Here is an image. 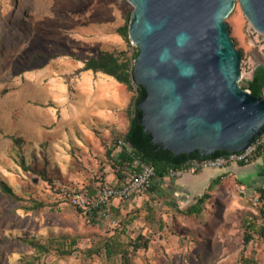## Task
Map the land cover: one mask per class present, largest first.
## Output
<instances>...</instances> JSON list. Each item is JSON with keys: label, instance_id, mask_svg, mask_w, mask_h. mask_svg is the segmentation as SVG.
I'll use <instances>...</instances> for the list:
<instances>
[{"label": "rangeland", "instance_id": "1", "mask_svg": "<svg viewBox=\"0 0 264 264\" xmlns=\"http://www.w3.org/2000/svg\"><path fill=\"white\" fill-rule=\"evenodd\" d=\"M133 11L127 0H0V264H123L105 256L110 242L129 264H264V207L253 203L264 189V150L258 168L227 172L204 193L200 216L183 214L198 198L177 193L176 178L155 179L154 192L118 205L114 228L49 195L51 180L93 193L116 179L106 151L128 129L136 83L130 90L84 65L109 53L133 73L138 48L117 33ZM226 24L243 89L264 62V35L237 1ZM244 221L258 229L246 247Z\"/></svg>", "mask_w": 264, "mask_h": 264}, {"label": "water", "instance_id": "2", "mask_svg": "<svg viewBox=\"0 0 264 264\" xmlns=\"http://www.w3.org/2000/svg\"><path fill=\"white\" fill-rule=\"evenodd\" d=\"M236 1L264 35V0H127L139 51L133 77L146 91L137 118L157 149L199 154L200 163L241 153L263 133L264 97L240 88L241 56L226 24Z\"/></svg>", "mask_w": 264, "mask_h": 264}, {"label": "trees", "instance_id": "3", "mask_svg": "<svg viewBox=\"0 0 264 264\" xmlns=\"http://www.w3.org/2000/svg\"><path fill=\"white\" fill-rule=\"evenodd\" d=\"M117 33L123 39L128 40L129 39L128 24L117 29ZM138 53L139 51L138 49H136L134 58L138 56ZM84 69L87 71H91L93 73H100L108 77H111L114 80H116L118 83L124 84L128 89L130 90L133 89L131 82L134 81V77L129 63L126 61L120 62L112 54L102 53L98 58L90 59L86 61L84 65ZM243 90H248L250 94L255 98H259L263 96L264 66H260L256 69V71L252 75V79L246 82V87L243 88ZM145 95H146V91L141 86L136 85L135 97L132 99L130 107L127 110V114L130 117L129 126L127 131L122 136V139H124L129 144L130 147L118 149L116 142V144L110 150L106 151V156L112 158L114 168L117 170L116 179L121 178L124 167L130 165L134 160H138L143 163L151 165L155 172V178L161 180L164 178L169 179L168 177L171 171H183L188 167L190 162L199 161L202 159L199 154H193L192 156H188V155L174 156L172 153L166 150L157 149V145L153 144L150 138L145 134L143 130V126L138 122V118H137L139 115V111L137 110L135 104L138 103L140 100H142L145 97ZM263 150L264 149H261L257 158L262 154ZM116 151H118V153L115 158L114 154ZM227 155L228 153L226 152H216L214 155L210 157H204L203 159L216 158ZM60 180L66 182L63 179ZM52 181L53 180L47 182L46 184L50 185ZM69 184L74 185L73 183H69ZM214 184L217 183L215 182ZM214 186L215 185H210L208 191L210 192ZM81 188L84 189L83 187ZM153 188L154 187L152 186V188L149 189L147 193L153 192L154 191L152 190ZM1 191L4 194L10 196L11 198H15L13 192L6 185L3 184L1 185ZM95 192L96 189H94L93 193L88 192V195L92 196L95 194ZM259 192H260V198L261 197L264 198V189H260ZM208 198H209L208 194H203L183 214L188 217L200 216L202 212V206L205 204ZM56 201L61 203L58 200ZM243 227H244L243 245L246 247L252 240V234L255 232L257 233L258 229L256 228V225L251 221H244ZM260 231L262 236L264 233V228L260 227ZM132 246L134 251L140 248L146 249L147 247L146 243H144L143 245L133 243ZM117 250H118V244L114 242L106 243L105 256L107 257V259L110 260L112 256H120L121 259L123 260V264H129L127 255L120 254ZM69 254H70L69 251H65L63 255H69ZM240 262L241 264H248L247 261L244 260L243 258L241 259Z\"/></svg>", "mask_w": 264, "mask_h": 264}, {"label": "built area", "instance_id": "4", "mask_svg": "<svg viewBox=\"0 0 264 264\" xmlns=\"http://www.w3.org/2000/svg\"><path fill=\"white\" fill-rule=\"evenodd\" d=\"M129 147L124 139L117 142L118 149ZM263 148L264 131L241 153L205 160L200 163L192 161L183 171H171L168 178H179L185 172L221 170L231 165L247 166L257 158ZM155 179V172L151 165L134 160L130 165L124 167L120 179L114 183L100 185L92 196H89L88 192L81 187L58 179L47 185V189L49 194L61 204L77 209L88 223L101 228H114L118 224L113 211L114 204L133 202L137 197L144 196L154 185ZM253 203L255 206L264 207V201L260 197H255Z\"/></svg>", "mask_w": 264, "mask_h": 264}, {"label": "crops", "instance_id": "5", "mask_svg": "<svg viewBox=\"0 0 264 264\" xmlns=\"http://www.w3.org/2000/svg\"><path fill=\"white\" fill-rule=\"evenodd\" d=\"M264 94V91H263ZM118 151L115 152L114 157L116 158ZM263 158L261 154L255 161H253L250 165L243 166H228L225 169L221 170H203L196 173L185 172L181 177L173 179V186L177 193L181 194H189L195 195L197 198L201 197L205 192H209L208 188L210 185H216L215 182H220L223 178L230 176V173L235 175L243 173L244 171L255 170L260 166V161ZM257 166V167H256ZM230 172V173H227ZM253 172V171H252ZM260 175V172H259ZM117 179L114 180V182ZM157 182H165L168 180L167 178L164 179H157ZM154 187V186H153ZM152 190H156L155 187ZM153 191V192H154ZM136 200V199H135ZM134 200V202H135ZM120 206L119 203H115L113 207V211Z\"/></svg>", "mask_w": 264, "mask_h": 264}]
</instances>
